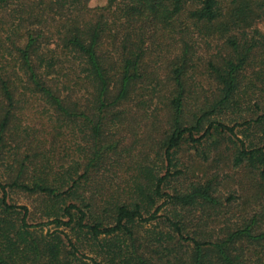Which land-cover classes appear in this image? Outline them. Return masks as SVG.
I'll return each instance as SVG.
<instances>
[{
	"label": "trees",
	"instance_id": "1",
	"mask_svg": "<svg viewBox=\"0 0 264 264\" xmlns=\"http://www.w3.org/2000/svg\"><path fill=\"white\" fill-rule=\"evenodd\" d=\"M89 1L0 0V264H264L263 204L171 170L264 198V0Z\"/></svg>",
	"mask_w": 264,
	"mask_h": 264
},
{
	"label": "rangeland",
	"instance_id": "2",
	"mask_svg": "<svg viewBox=\"0 0 264 264\" xmlns=\"http://www.w3.org/2000/svg\"><path fill=\"white\" fill-rule=\"evenodd\" d=\"M88 6L90 8L105 7L107 6V0H90ZM257 27L264 35V23H258ZM228 125L231 126L233 124L230 123ZM239 129L240 128H237L236 131ZM221 142L226 144L224 141ZM230 146H222L218 152L215 150H210L207 153L209 160L203 165H199L201 163V158L199 156H197L195 153H192L187 149V147H183L179 152L178 165L173 167L171 170L172 172L174 170H181L184 173L182 179H188V177H192L191 172L195 173L196 175H214L217 178V181L221 183V193L227 194L229 192L235 195L236 201L233 202L234 205L241 203L243 200H248L247 204H249L250 207L247 208V206H245V208L243 206L241 210H251L252 208L255 209L258 206L261 207L260 204H263L264 206V198L261 201L259 200L257 203H254V200L251 199L252 197L246 198L247 195H250V191L248 190L247 186L248 180L246 177H243L241 173L235 172L231 169L230 162L227 158L231 152ZM207 151L208 150H206V152ZM216 153H221V155L218 156ZM178 181L181 182V180L178 178L175 183L177 184ZM10 197V200L13 203H17L18 205H30V201L17 192L11 193Z\"/></svg>",
	"mask_w": 264,
	"mask_h": 264
}]
</instances>
